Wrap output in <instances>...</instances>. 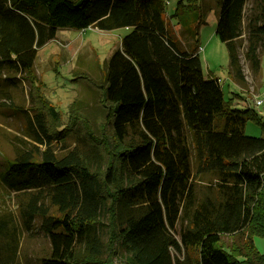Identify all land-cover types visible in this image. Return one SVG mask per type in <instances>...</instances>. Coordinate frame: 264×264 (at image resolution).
<instances>
[{"label": "trees", "instance_id": "trees-1", "mask_svg": "<svg viewBox=\"0 0 264 264\" xmlns=\"http://www.w3.org/2000/svg\"><path fill=\"white\" fill-rule=\"evenodd\" d=\"M166 1L0 0V75L8 80L32 71L37 49L58 28L130 27L104 60L103 80H90L109 123L92 144L104 170L90 171L74 151L55 155L38 110L34 136L46 144L40 158L22 149L1 174L3 181L17 176L32 187L48 186L60 210V216L47 214L41 190L18 201L25 229L40 216L48 237L50 251L40 264H114L118 247L126 254L118 264H175L171 251L181 246L197 250L194 264H264L252 240L264 238V136L243 131L257 115L234 107L217 78L203 75L196 49H185L168 28ZM199 1L177 0L169 18L186 27L193 23L196 34L205 13ZM214 33L226 46L233 80L244 84L239 51L257 73L264 0H218ZM205 174L217 194L197 198L193 180ZM103 207L105 243L95 226ZM17 231L10 215L0 217V264L14 263ZM237 233L246 237L243 247L231 252L220 245L222 234Z\"/></svg>", "mask_w": 264, "mask_h": 264}, {"label": "rangeland", "instance_id": "rangeland-1", "mask_svg": "<svg viewBox=\"0 0 264 264\" xmlns=\"http://www.w3.org/2000/svg\"><path fill=\"white\" fill-rule=\"evenodd\" d=\"M176 1L167 0L164 4L168 28L185 49H196L203 75L217 78L225 99L232 97L234 107H249L256 113L258 121L247 120L244 133L264 136V103L259 106L254 103L264 93V43L258 51L260 68L257 73H252L243 60L242 49L239 51L246 81L236 84L229 72L226 46L214 33L218 0L199 1L200 5L204 4L205 13L204 22L197 24L196 34L193 33V23L189 25L190 30L188 26L178 25L175 19L169 18ZM129 31L130 27L109 31L91 26L81 30L58 28L55 37L37 49L31 72L16 75L12 80L0 75V217L10 215L17 224L18 251L13 264H40L41 257L50 251L48 237L39 228L41 217L37 216L30 228L25 229L19 216L18 201L25 202L32 193L41 190L40 200L47 214L60 216V210L50 201L48 186L32 187L17 176L3 181L1 174L8 162L22 149L31 150L36 160L40 158L39 154L46 144L37 142L34 136V116L38 110L43 111V119L51 130L50 147L55 155L74 151L85 161L90 171L98 173L104 170L102 157L92 144L94 139L103 138L109 123L99 104V89L90 80H103L104 60ZM43 99L52 106L53 113L47 111L41 101ZM193 183L197 198L205 194L216 196L217 190L211 175L196 177ZM95 226L99 230L100 241L105 243L106 228L109 226L104 207L99 212ZM179 229L180 224L177 223L174 231L176 237ZM245 239L243 233L222 234L219 243L232 252L234 248L243 247ZM252 240L255 248L264 254V238L256 235ZM76 249L79 255L83 254L81 246ZM171 254L175 264H194L197 250L181 246L179 252L171 251ZM125 256L123 249L118 247L114 264L124 260ZM99 257L105 258L103 248Z\"/></svg>", "mask_w": 264, "mask_h": 264}, {"label": "built area", "instance_id": "built-area-1", "mask_svg": "<svg viewBox=\"0 0 264 264\" xmlns=\"http://www.w3.org/2000/svg\"><path fill=\"white\" fill-rule=\"evenodd\" d=\"M254 103L256 106L262 105L264 103V93H263L262 97L256 99Z\"/></svg>", "mask_w": 264, "mask_h": 264}]
</instances>
